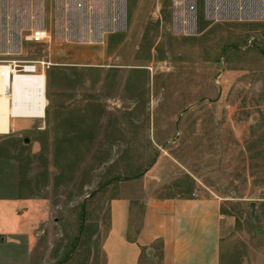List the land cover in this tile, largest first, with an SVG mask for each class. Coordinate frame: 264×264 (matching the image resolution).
Wrapping results in <instances>:
<instances>
[{
    "label": "rangeland",
    "instance_id": "rangeland-1",
    "mask_svg": "<svg viewBox=\"0 0 264 264\" xmlns=\"http://www.w3.org/2000/svg\"><path fill=\"white\" fill-rule=\"evenodd\" d=\"M0 64H35L47 101L0 134L22 264H101L106 199L143 173L218 196L223 264H264V0H0Z\"/></svg>",
    "mask_w": 264,
    "mask_h": 264
},
{
    "label": "crops",
    "instance_id": "crops-1",
    "mask_svg": "<svg viewBox=\"0 0 264 264\" xmlns=\"http://www.w3.org/2000/svg\"><path fill=\"white\" fill-rule=\"evenodd\" d=\"M18 118L26 117H10L7 133ZM145 176L137 179L138 191L124 183L119 194L106 199L107 219L97 226L101 264L154 259L159 264H223L222 231L228 217L221 211L220 198L212 193L156 197L146 188ZM19 211L17 202L0 201L2 264H22L28 258V225Z\"/></svg>",
    "mask_w": 264,
    "mask_h": 264
},
{
    "label": "bare ground",
    "instance_id": "bare-ground-1",
    "mask_svg": "<svg viewBox=\"0 0 264 264\" xmlns=\"http://www.w3.org/2000/svg\"><path fill=\"white\" fill-rule=\"evenodd\" d=\"M31 71L30 65L17 71L12 65L0 64V134L7 133L10 117L44 116V74Z\"/></svg>",
    "mask_w": 264,
    "mask_h": 264
},
{
    "label": "built area",
    "instance_id": "built-area-1",
    "mask_svg": "<svg viewBox=\"0 0 264 264\" xmlns=\"http://www.w3.org/2000/svg\"><path fill=\"white\" fill-rule=\"evenodd\" d=\"M47 38V34L44 32V31H41V30H35V31H32L28 37V39L32 42H43L45 41ZM31 68H32V71L33 73L36 72V65L35 64H32L30 65ZM25 68V65H23L21 67V69L19 71H23Z\"/></svg>",
    "mask_w": 264,
    "mask_h": 264
},
{
    "label": "trees",
    "instance_id": "trees-1",
    "mask_svg": "<svg viewBox=\"0 0 264 264\" xmlns=\"http://www.w3.org/2000/svg\"><path fill=\"white\" fill-rule=\"evenodd\" d=\"M147 167V166H146ZM145 171V169H143L142 171L140 170V171H131V170H129L127 173V175H128V177H134V178H137V177H139L141 174H142V172H144ZM115 178H118V177H115Z\"/></svg>",
    "mask_w": 264,
    "mask_h": 264
}]
</instances>
